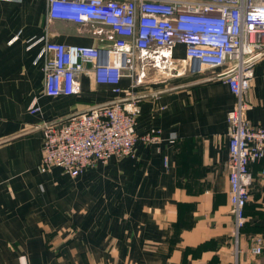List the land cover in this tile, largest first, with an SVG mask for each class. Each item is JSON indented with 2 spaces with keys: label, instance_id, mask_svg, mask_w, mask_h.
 Wrapping results in <instances>:
<instances>
[{
  "label": "crops",
  "instance_id": "1",
  "mask_svg": "<svg viewBox=\"0 0 264 264\" xmlns=\"http://www.w3.org/2000/svg\"><path fill=\"white\" fill-rule=\"evenodd\" d=\"M0 3L14 14L0 18V264H264V160L250 166L247 223L235 235L228 113L236 97L227 83L191 73L151 77L136 88V130L160 133L159 141L139 140L135 156L77 177L60 167L43 172V122L123 95L92 73L80 75V93L46 95L44 43L34 41L49 30L63 43L101 42L68 21L47 29V0ZM175 55L184 57V45ZM129 84L124 77L121 85ZM249 103L251 122L264 125V55ZM35 106L41 110L32 113ZM257 238L261 254L251 250Z\"/></svg>",
  "mask_w": 264,
  "mask_h": 264
},
{
  "label": "built area",
  "instance_id": "2",
  "mask_svg": "<svg viewBox=\"0 0 264 264\" xmlns=\"http://www.w3.org/2000/svg\"><path fill=\"white\" fill-rule=\"evenodd\" d=\"M55 20L79 25L101 44L59 42L49 30L34 41L44 43V93H80V75L92 73L123 98L43 122L41 171L60 167L77 177L112 158L135 156L139 140H160V133H137L141 96L136 88L151 77L158 80L154 74L162 79L211 70V78L227 83L236 97L228 113V162L238 241L254 181L250 166L264 160V125L248 117L256 65L264 55V0H47V29ZM179 44L184 57L175 55ZM124 77L130 79L127 87L121 85ZM40 110L35 106L31 112ZM262 250L257 238L252 252Z\"/></svg>",
  "mask_w": 264,
  "mask_h": 264
},
{
  "label": "rangeland",
  "instance_id": "3",
  "mask_svg": "<svg viewBox=\"0 0 264 264\" xmlns=\"http://www.w3.org/2000/svg\"><path fill=\"white\" fill-rule=\"evenodd\" d=\"M2 3H0V18H6V15H14L12 12V10L10 9V8H7V6H4V5H1ZM8 11H10V13H8ZM6 27H8V26H6ZM4 29H6V28H4ZM1 30H3V27H2V24H0V31ZM192 74V73H191ZM194 74H199V75H195V77H206V76H208V77H210L211 76V74H212V72H211V70L209 71V70H205V71H203V72H201V74L200 73H194ZM155 76L154 77H156L157 79H159L160 77L157 75V74H154ZM165 75V74H164ZM193 75V74H192ZM161 76V75H160ZM163 76V75H162ZM161 79V78H160ZM169 81H170V79H169ZM170 86V85H169ZM251 250H252V248H251Z\"/></svg>",
  "mask_w": 264,
  "mask_h": 264
},
{
  "label": "trees",
  "instance_id": "4",
  "mask_svg": "<svg viewBox=\"0 0 264 264\" xmlns=\"http://www.w3.org/2000/svg\"><path fill=\"white\" fill-rule=\"evenodd\" d=\"M245 213H246V211H245Z\"/></svg>",
  "mask_w": 264,
  "mask_h": 264
}]
</instances>
